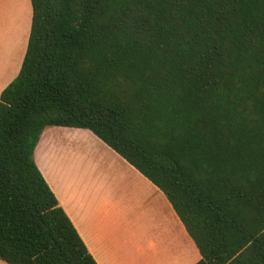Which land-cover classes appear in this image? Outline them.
Here are the masks:
<instances>
[{
    "label": "trees",
    "instance_id": "trees-1",
    "mask_svg": "<svg viewBox=\"0 0 264 264\" xmlns=\"http://www.w3.org/2000/svg\"><path fill=\"white\" fill-rule=\"evenodd\" d=\"M30 4L0 94V261L97 264L34 160L66 127L163 193L196 264H264V0Z\"/></svg>",
    "mask_w": 264,
    "mask_h": 264
},
{
    "label": "crops",
    "instance_id": "crops-1",
    "mask_svg": "<svg viewBox=\"0 0 264 264\" xmlns=\"http://www.w3.org/2000/svg\"><path fill=\"white\" fill-rule=\"evenodd\" d=\"M31 17L30 0H0V94L20 70ZM34 160L97 264L200 260L163 193L90 131L44 130Z\"/></svg>",
    "mask_w": 264,
    "mask_h": 264
},
{
    "label": "rangeland",
    "instance_id": "rangeland-1",
    "mask_svg": "<svg viewBox=\"0 0 264 264\" xmlns=\"http://www.w3.org/2000/svg\"><path fill=\"white\" fill-rule=\"evenodd\" d=\"M53 128H58V127H48L45 129V131L49 130V129H53ZM128 184V183H125V185ZM0 264H5L4 262L0 261Z\"/></svg>",
    "mask_w": 264,
    "mask_h": 264
}]
</instances>
